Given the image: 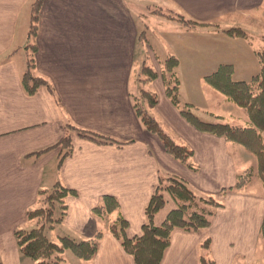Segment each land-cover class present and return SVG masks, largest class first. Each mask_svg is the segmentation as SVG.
I'll return each instance as SVG.
<instances>
[{
	"label": "crops",
	"instance_id": "obj_1",
	"mask_svg": "<svg viewBox=\"0 0 264 264\" xmlns=\"http://www.w3.org/2000/svg\"><path fill=\"white\" fill-rule=\"evenodd\" d=\"M35 1L0 0V264L31 260L21 255L15 232L37 226L27 212L39 207V191L58 181L77 194L68 198L67 216L49 237L80 242L103 232L91 260L66 251L65 264H135L109 227L122 215L129 223L127 236H141L162 175L184 179L198 195L213 196L223 206L208 228L175 229L160 264H202L203 255L213 264L264 263V184L257 157L188 122L168 97L161 75L163 62L175 56L183 103L213 122L216 116L227 123L229 113L246 116L206 77L223 65L233 66L234 81L259 74L250 67L256 59L260 63L255 42L264 36V0H43L37 31L30 36ZM159 9L209 26L188 29ZM237 27L252 41L223 33ZM30 56L34 73L50 87L33 95L22 82ZM144 66L158 78L141 83ZM238 67L249 72L237 78ZM141 88L158 97L153 116L178 144L193 150V168L168 154L144 128L133 102ZM68 124L114 141L99 143L72 132L74 151L61 165L60 148L39 154L66 136ZM248 169L255 170L251 183L231 190ZM105 196L115 197L120 208L99 215L94 210ZM174 208L169 199L155 223L161 225Z\"/></svg>",
	"mask_w": 264,
	"mask_h": 264
},
{
	"label": "trees",
	"instance_id": "obj_2",
	"mask_svg": "<svg viewBox=\"0 0 264 264\" xmlns=\"http://www.w3.org/2000/svg\"><path fill=\"white\" fill-rule=\"evenodd\" d=\"M43 0H36L32 5V18L30 36L38 28L39 14ZM171 20L182 23L187 28L196 26H209L183 15L170 12L164 14ZM224 33L233 38H243L252 41L251 34L242 28H230ZM262 46L256 50L261 71L251 81H234V69L231 65L221 66L217 72L206 77L207 82L228 98V100L243 109L249 117L247 126H236L225 123L221 117L216 122H207L202 118L201 112L192 104L183 103L180 93V79L177 75L179 60L169 56L162 66L161 75L166 85V92L172 103L180 110L182 116L199 131L225 138L228 141L240 144L252 152L258 159V173L264 184V36L260 37ZM34 48V47H33ZM28 70L23 76V85L30 95L35 94L42 87H49L46 79L34 73L35 63L32 56L28 61ZM158 78V73L149 66H144L140 75L141 83H148ZM134 108L144 128L157 136L163 143L166 151L175 159L193 168L191 162L194 152L187 146L178 144L164 129L162 124L150 112L158 104V97L151 91L141 88L139 96L133 98ZM72 132L99 143L114 141L97 133L82 130L71 124L66 125V136L49 150L60 148L62 150L60 165L72 156L74 147ZM255 175V170L248 169L238 177L237 184L230 188L243 189L248 186ZM160 184L146 207V223L141 236L129 238L127 230L128 221L122 216L111 223L109 232L122 244L126 253L131 255L135 264H160L164 252L171 244V234L175 229L186 231H199L212 225L216 210L223 206L213 196L198 195L182 178L174 175H162ZM226 193V191L224 192ZM77 193L57 182L51 190L41 189L38 193L39 207L27 212V219L37 222V226L30 230L19 228L15 232L17 244L23 257L31 259L34 264H65L66 251H71L81 260H91L98 252L103 232L97 233L92 240L76 242L69 237H60L58 242L53 241L48 233L56 225L64 222L68 213V198ZM173 201L175 208L169 212L161 225L155 223L157 214L167 205L168 200ZM120 204L115 197L105 196L104 204L94 211L99 215H107L118 211ZM261 238L264 242V217L261 226ZM211 240L207 239L203 248H210ZM202 264H213L207 256L201 258Z\"/></svg>",
	"mask_w": 264,
	"mask_h": 264
},
{
	"label": "rangeland",
	"instance_id": "obj_3",
	"mask_svg": "<svg viewBox=\"0 0 264 264\" xmlns=\"http://www.w3.org/2000/svg\"><path fill=\"white\" fill-rule=\"evenodd\" d=\"M160 14V13H159ZM169 19V18H168ZM171 20V19H170ZM194 21V20H193ZM180 23V22H179ZM180 24H182V23H180ZM183 25V24H182ZM184 26V25H183ZM198 26H196L195 28H197ZM204 27H206V26H204ZM208 27V26H207ZM187 28V27H186ZM195 28H190V29H195ZM238 28V27H237ZM249 28V27H248ZM189 29V28H188ZM253 29V28H252ZM245 31V30H244ZM257 31H259V30H257ZM223 33H224V31H223ZM258 33V32H257ZM147 40V39H146ZM149 41L151 42L152 41V36H151V38H149ZM149 41H147L148 43H149ZM262 41L260 40V39H256V42H255V45L256 46H259V47H261L262 46ZM256 64L254 65V66H252V67H250L251 69H255L254 70V74H258V73H260V71H261V65H260V63H258V60L256 59V62H255ZM245 68H248V67H238V69L239 70H241V72H239L238 74H237V78H242V76H243V72H249V71H245ZM235 77V76H234ZM247 78H250V77H247ZM248 80H250V79H248ZM226 116V121H227V123H229V124H234V125H238V126H246V121H248V122H250V120H248V118L246 117V116H240V115H238V114H236V113H229L228 115H225ZM234 116V117H233ZM205 121H207V122H213L214 120L212 119V118H208V117H202ZM263 253H260V255H262ZM263 259H264V257H263ZM33 262H31V260H27V262H25L24 264H32ZM255 264H264V263H261V262H257V263H255Z\"/></svg>",
	"mask_w": 264,
	"mask_h": 264
}]
</instances>
